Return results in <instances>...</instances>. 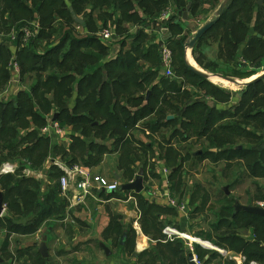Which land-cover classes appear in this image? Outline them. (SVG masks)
Returning <instances> with one entry per match:
<instances>
[{"label": "rangeland", "instance_id": "obj_1", "mask_svg": "<svg viewBox=\"0 0 264 264\" xmlns=\"http://www.w3.org/2000/svg\"><path fill=\"white\" fill-rule=\"evenodd\" d=\"M64 1H66V4L68 6H70L71 0ZM180 1L182 4L181 8L176 5L175 0H169V4L165 7L162 13L159 14V17L155 16L153 18L154 20H158L156 23L160 28H167L166 31L162 32V34L159 35V38L160 36H162V40H159L166 41L173 53V75L171 77H161V74H163L161 54L160 52L155 53V51L153 50L152 60L150 61L152 63H150L151 67L153 68L151 71H156L157 77H154L152 80H150L152 82H149V85L154 82L160 83L162 82V80L165 81L166 79H169L168 81L176 80L179 85L183 84L179 93H166L160 96V100L169 97L176 98L177 102H175V105H178V107H184L186 104L193 103V101L204 100L205 95L208 92H211L214 89L213 87L217 88L213 90L219 109V113H217L215 118L222 116L223 120L217 121L214 125L212 124V131L217 132V134L213 135V137L217 138L219 147H211V142L214 140L212 138V134L211 136H207L206 138L192 137L191 144H189L188 142L183 143L181 147L177 146L178 142H180V140L178 139L171 142L172 147L166 144H161V147L155 145L152 151H145L143 148L138 147V149L142 153V155L140 156V160L133 164L132 172L126 175L124 170H121L119 167L120 152L115 151L112 148H108V146L112 147L111 141L109 143L106 142L108 143V146L104 149L105 153L100 155L97 153L96 148H87L86 146H82V144H77L76 142H74V137H78L85 144H89L90 141L88 140H92L93 138H95L94 132L92 131H89L87 134H85V136H83V134L80 133L81 131H79L77 128L73 129L72 126L68 125L66 128H62L60 126L63 132L62 136L56 135V133L51 129H49L47 133H44V129L51 126L53 115L54 113H56V107L53 106V108L48 112L44 111L43 107H41L40 105L34 103L35 98L33 102L27 101L30 104V110H35L39 114L45 115L47 120V123L43 127L38 128L36 126L37 128L35 135L29 138V144L40 140L45 141L44 144H46V146L49 143V148L47 150H40L47 157L46 160L41 164L42 166H37L38 171L44 174L45 181L43 182L42 187L44 186L46 181H54L52 178L48 177V171L46 170V167L48 165V160L55 157L54 149L56 147L57 149H59L58 147H62L63 150H66H58L55 154L56 157H59L57 159L64 164L68 163V161L74 160L77 163L76 165H81V162L87 161V159L91 160L93 157H98L99 161L94 164L93 168L89 169H91L92 172L105 176L110 181H115L122 184L129 183L126 182V180L127 176L130 175L131 179L135 174V177L133 179L135 180L136 176L139 173V167L143 166L145 163L146 165L143 175L144 191L142 192V194H137L134 191L117 194L104 193L103 195L97 196L96 199L90 200L88 207L86 208V212L90 213L89 217L93 218L94 224L91 225H89L88 222H86L87 225L83 223H78L77 225L76 222L72 223V216L68 220L67 216L70 202L66 201L67 209L65 218L59 219L58 221L64 222L67 219V223L61 224L62 227L61 225L53 226L55 230L60 233H53L51 235L52 238H49V257L47 259H44L37 252L39 241L35 243L31 238H21L20 240H22L23 242L17 240L18 246L22 247L25 245H29V248L27 247L17 249L19 250L18 252L20 254V258L24 259L16 261L15 264H139V262L134 260L132 257L134 254L139 255L137 245L139 244L138 234L140 233V229L150 241V247L148 249L149 251L153 250V248L157 244V242L153 241L150 236L146 235L147 232L145 231L144 227H142L145 216L144 210L147 207V205L145 204L156 202L153 200H158L161 203L158 204L159 207L163 208L159 210V212H157L159 213L160 217V221L157 222V224L158 227L162 230V236L160 237L159 241H162L161 244L171 243L173 244V246L175 245L177 249L179 248L178 243L181 242L182 246L179 248L183 251V253L179 255L181 259H184V257L187 258L188 255L186 252L187 248L185 246L186 242L176 237L172 239L168 238L163 234V230L165 227H172L180 232L193 235L197 234V232L199 231H205L206 233L212 231L213 236L216 237V239L218 237V239L215 240V242L210 243L219 250L221 249L227 253L231 252V254L228 253V257L223 262L220 259L221 254L215 252L214 250L203 248L195 250L194 248L196 256L198 257V260L201 264H203L204 262L199 258V255L203 256L204 259L207 258V256H209V258H211L212 256V260L215 263L232 264L231 257H235V254H239L240 248H232L230 245L224 244L225 237L230 233L239 234V236L244 237L246 241L253 242V236L255 239L264 241V235L261 236L260 234L255 233V224H253V227L248 230V224H246V222H242L241 224V222L236 221L234 223L233 217L224 212L225 205L222 203V201H224V197H228L234 205L235 201L237 200L243 205L264 206V177L253 176V173L261 174V171L259 169L260 165H264V159H260L261 163L259 164V166H253L257 158H259L258 154L245 156V153H233L237 149H247L248 151H254L258 153L261 149L264 148V79L259 86H257L255 89H251L248 92L249 94L246 96V98H243V90H241L242 87L236 86L235 84L226 81H224L222 84L221 81L215 79L219 77H212L215 75H222L225 77L233 78L238 82H242L243 80H246L245 78L254 75L260 77L264 75V58L258 61V63H252L250 61L243 60L244 57L242 55V52L238 48L226 47L224 42L225 38L222 37V34L220 32L215 31H210L209 33L204 35L196 43L194 48H188L186 45L193 39L197 31L206 23L216 18V12L225 0H191L192 6L190 9H188L190 0ZM246 1L249 2V6L255 12V18L248 24V30L246 32H241L240 35L245 40L248 39L253 41L257 37H261L259 35L260 33L255 31L256 29L254 28L256 25V13L258 9L256 10L253 7L254 5L256 6L258 4L259 0ZM236 5L237 8H241V2ZM257 6L262 7L264 6V3L262 6ZM250 7L248 8L250 9ZM204 9L207 11V13L203 12ZM244 9L247 10V8ZM169 11H171L169 19L161 21L164 13H167ZM118 15L120 17V27L127 31L126 34H123L122 32L119 33L117 31L116 24H114V21H112L113 19L108 23H105L101 19H95L94 21H92V25L94 23H97V26L100 27L99 32L100 30L104 29L114 30L115 36H117L116 41L123 39L124 36L129 34V29L133 28L135 25H145L142 21H139L137 23H129L123 16H120L122 14ZM144 17L145 19H148L147 16L144 15ZM35 20L37 19L34 18L33 21ZM58 21L59 23H55L54 25L56 28L54 36H52L51 38H49V36H46L48 35V30H46V35L44 34L39 42L41 45L40 47L43 48L39 49L38 52L44 53V50L46 51L48 47L51 46V44H60V41L67 29L73 30L75 32V37H84L85 35L89 34L87 30L81 27L71 26L65 20ZM171 23L178 24L180 28H183V31H175L177 28L174 26L170 27L169 25ZM18 25L19 24L17 23L16 26H13V29L8 32L4 29H0V53L4 56L3 60L0 62V100L3 99L4 96H6V98H4L2 102H7L14 99V96L16 95H14V93L19 89L21 90V92H18V95L20 93L21 94L17 96L18 98L26 100L27 96L31 98L35 97V92L32 91V87L38 82L43 85L44 81H46V78L49 76V74H51L50 71L41 72L38 70H33V66L35 65L33 62L28 63L25 61V59H21L22 63H24V67H21V65L17 61L19 65L20 78L18 79L17 83L11 81L14 73L11 68L12 62H10V56L5 53V45L7 44L6 47L10 45L8 42L10 41V35L12 34V30L18 28ZM95 32L96 31L92 30L93 34L98 35V33ZM113 47L114 45L110 49H112ZM156 48L158 49L157 44ZM69 49L70 46L67 42V45L64 47L63 51L61 49L60 53H64ZM181 51H183V54ZM120 54L125 55V50L123 49ZM186 54L189 64L193 65V67L196 66L197 70H200L201 72L211 76V82H215L217 84H212L211 82H209V80L206 79L207 81H205V84H203L205 86L199 89L200 83L194 80L190 76V74L186 72L184 65L181 63L182 57L186 62ZM246 56L252 57L253 55L250 56V54H246ZM106 59L112 60L110 56ZM190 60L195 62V64L193 62L190 63ZM139 61H141V58H139L138 60V65L142 66V73H148L149 68H145V65L149 64V62L142 60L140 64ZM5 68L10 69V76L9 74L7 75V73H4ZM118 74L119 72H116L113 77L117 78ZM131 79L132 78H130V80ZM219 79L221 80V78ZM254 79L256 78H252V80ZM14 83L17 90L13 91L12 96H7V89L11 84ZM162 84L163 85L161 86L160 84V86L161 90L163 91L164 89H166V86L165 83ZM39 92L47 93L48 90L43 88L42 90L39 89L37 91V93ZM235 96H240L239 100L236 99L239 101V104L240 100H245L246 102H248V105L246 107L245 105L243 106V114L241 112L236 115V107L235 105H233L234 103L231 104V98ZM74 97L75 95H73V97L70 99L71 103L69 105L71 108H73L75 105ZM51 99H53V97H51ZM51 105H55V103ZM208 105L211 106V102ZM161 107L162 104L159 103V108ZM197 113L206 112L205 110H202L200 112L198 111ZM248 113H252L251 120L250 118L248 120L245 118ZM173 115L171 113L170 116L173 117ZM197 115H195V119ZM182 116L183 115L179 116V118L181 119ZM151 118L152 117H149L143 123H146ZM187 118H190V116ZM199 119L201 118H198V120ZM31 123H33L32 120H30L29 126ZM141 125L142 123L140 124V126ZM238 126H241L240 130L236 129ZM31 127H34V124H31ZM229 129H232L233 131L227 132ZM18 130L20 141V137H24L27 134L28 130L20 128ZM167 132L168 131L163 130L161 131V133H158L156 135L154 134L153 137L151 135L147 137L142 136L140 135V132H136L135 135L138 138L143 139V141L148 142L151 141L150 139L152 138L155 143H161L162 137H167ZM53 138L57 139L59 142L55 141ZM47 141L49 142L47 143ZM53 143H55L54 148H52ZM23 144H21V146L19 147V151L22 150L21 148ZM73 144L77 145L76 149L74 150L71 149ZM0 149H2V147H0ZM224 150H226V153L229 154H224ZM230 150H232L233 152L231 153ZM198 152H202V155L195 157V154ZM8 154V152H3L2 156L7 157L10 155ZM166 154H168V157L166 156ZM12 155L14 156V158H16L14 153ZM11 159L12 157L3 160V164H20V160L10 161ZM163 167L168 169L170 174L169 190L166 189L165 186H163L161 181V174L159 172ZM117 175H121L120 180L117 179ZM17 176L24 177V175L22 174ZM42 190V194H45L48 189L46 187L44 191ZM164 190L170 192L171 197L178 202V206H184L187 211V217L180 212H172L170 211L169 207L167 208L166 206H164ZM226 191L229 192L228 195L226 194ZM24 222L26 223V221ZM46 223L47 222H45V224ZM104 223L106 224L105 226ZM218 224L223 228L219 233L213 231L212 229L213 225L217 226ZM235 224H241V227H238ZM67 225L81 226V232L84 235H86V233L89 231L91 232L90 234L95 237L94 239H99V241L97 243L94 242V244L92 245L86 246H84L83 244L73 245V234H71V229L69 228L70 226ZM229 225H233V228L228 231ZM101 227L103 229L101 230L102 233L98 234L96 229ZM7 228L8 226L6 224L1 223L0 240L2 237L4 238L5 233H7ZM246 230H248L249 233H245ZM123 231L130 234V239H128L129 237L127 235L126 243L121 247L119 243L121 241L122 235L124 234H122ZM45 233H47V231H45ZM7 235L9 234L7 233ZM58 238H61V241H58ZM101 245H105L111 251L110 256H106ZM1 256L4 259L7 258V255L3 254ZM246 258L247 257L245 256V260ZM148 259L149 258L144 257L141 262L147 261ZM155 260L157 261L158 259ZM155 260L151 259V262H155L156 264ZM245 263L249 264V261L246 260ZM166 264H168V262ZM177 264H186V262H178Z\"/></svg>", "mask_w": 264, "mask_h": 264}, {"label": "trees", "instance_id": "obj_2", "mask_svg": "<svg viewBox=\"0 0 264 264\" xmlns=\"http://www.w3.org/2000/svg\"><path fill=\"white\" fill-rule=\"evenodd\" d=\"M239 2H241V8H237L236 4ZM175 3L181 8L180 0H175ZM168 4L169 0H71L70 6H68L64 0H0V29H4L7 32L11 31L17 23L19 25L16 29L20 30L24 26L29 25L38 16L41 31L30 43L20 47L17 52V61L21 67H24L21 59H25L26 62L35 64L33 70L50 71L51 73L43 85L38 82L32 87L35 97L27 96L26 100L17 97L12 102H0V147H2L0 149V167L4 162L3 160L12 157L10 161L24 159L31 163L32 168L37 169V166L41 165L47 158L40 150H47L49 141H47V146L44 144L45 141L40 139V141L29 144V138L35 135L36 128H41L47 123L45 115L29 109L30 104L28 102H33L34 98V103L43 107L44 111L49 112L53 106L57 108H55L56 113L54 115L58 114L56 122L62 128H66L68 125L72 126L73 129L77 128L81 131L80 133L83 136L89 131L94 132L95 138L88 140L90 141L89 144H85L80 138L74 137V142L77 144H82V146L87 148H96L97 153L101 155L105 153L104 149L111 141L112 147L108 146V148L120 152L119 167L124 170L126 175L132 172L133 164L140 160L142 153L138 147L143 148L145 151H152L155 145L159 147H161V144L171 146V142L176 139L180 140L177 146L181 147L183 143L188 142L191 144L192 137L206 138L211 136V134L214 139L211 142V147H219L217 138L213 137L217 132L212 131V124L214 125L217 121L223 120L222 116L215 118L217 113H219V109L213 90L217 88L213 87L214 89L205 95L204 100L193 101V103L186 104L184 107L175 105L177 101L174 97L160 100V96L166 93H179L183 84L179 85L176 80L168 81L169 79H166L165 81L162 80L158 85L155 82L149 85V82H152L150 80L157 77V72L142 73V69L138 65L139 57L136 53L140 52L141 45L146 39L143 33L136 35V42L129 53L120 54L114 60L106 59L109 57L111 49L102 42L98 35L92 33V30L99 33L100 29L97 23L92 25V21L101 19L108 23L113 19L112 21L116 24L117 31L126 34L127 31L120 27L118 14H122L120 16H123L129 23L142 21L140 14L147 16L154 23L155 20L153 18L155 16L159 17V14L162 13ZM257 5L253 7L256 10L258 9L254 28L256 29L255 31L260 33L261 37L251 41L243 39L240 35L241 32L248 30V24L255 18V12L246 0H234L229 10L211 30L220 32L222 37L225 38L226 47L238 48L242 52L243 60L252 63H258L264 58V6L258 7ZM244 8H247V10ZM72 12L83 20L82 25L76 23ZM203 12L207 13L205 9ZM58 20H65L71 26L81 27L87 30L89 34L83 38L75 37V32L67 29L60 44H51L46 51L44 50V53L38 52L39 49L43 48L40 47L39 42L44 34L46 35V30H48V35L46 36H49V38L55 35L56 28L54 25L59 23ZM169 26L176 27L175 31H183V28H180L176 23H171ZM127 36L128 34L124 37L127 38ZM8 42L10 44L11 41ZM21 42L22 37L19 36V39L14 44L20 46ZM67 42L70 49L60 53L61 49L63 51L67 45ZM6 46L7 44L5 45V53L11 59L12 53L9 50V45L8 47ZM154 51L159 53L157 48ZM181 52L183 54V51ZM152 54L151 50L147 51L145 56L148 62L152 60ZM246 54L253 56L247 57ZM3 57V55L0 56V62ZM181 63L184 65L186 72L200 83L199 89L205 86L203 84L207 80L195 74L187 66L183 57ZM116 72H119V74L117 78H114L113 75ZM4 73L8 75L9 69L5 68ZM130 78L132 79L130 80ZM262 82L263 79H260L250 84L242 94V97L246 98L249 94L248 92L251 89H255ZM162 83H165L166 86L163 91L161 90ZM43 88L47 89L48 92L37 93L39 89L42 90ZM75 93L78 94L76 105L71 108L69 105L71 103L70 99ZM148 93H151L149 98L147 97ZM208 99L212 101L211 106L207 104ZM54 103L55 105H51ZM159 103L162 104L161 108H159ZM244 105L246 107L248 102L240 100V104L235 106L236 115L241 112L243 114ZM202 110H205L206 113H197ZM171 113L172 115L174 114V119L169 120L168 117ZM178 115L183 116L180 119ZM195 115H197L196 119L194 118ZM189 116L190 118H187ZM251 116L252 113H248L245 118L247 120L250 118L251 120ZM149 117L152 118L143 123ZM198 118L201 119L198 120ZM30 120L33 121L31 124H34V127H31V124L29 126ZM141 123L143 124L142 126H140ZM138 126L141 127V130ZM240 127L238 126L236 129L240 130ZM19 128L28 130L24 137H20V141ZM163 130L168 132L166 133L167 137H162L161 143H155L152 138L150 139L151 141H143V139L135 135L136 132H140L142 136L151 135L153 137L154 134L161 133ZM231 131L233 130L229 129L227 132ZM96 141H101L102 143L99 144ZM21 144H23L22 150L19 151ZM76 147L77 145L73 144L71 149L74 150ZM58 148L54 149V158H59L55 155L58 150L66 151L62 147ZM3 152H8L10 155L8 154L9 156L4 157L2 156ZM223 152L224 154H229L226 153V150ZM230 152L232 153L233 151L230 150ZM13 153L16 158L12 155ZM233 153H245V156L258 154L259 158H257L253 166H259L261 163L260 159H264V148L258 153L247 149H237ZM166 156L168 157V154ZM98 161V157H93L91 160L87 159V161L81 162V165L93 168ZM66 164L74 166L77 163L72 160ZM145 165L146 163L139 167L138 170L141 168L145 170ZM259 170L261 174L253 173L254 177H264V165H260ZM63 174L58 167H51L48 177L54 181L46 184L48 190L45 194L41 192L43 183L40 181L25 177L21 178L17 175L0 176V193L3 194L4 203H6L8 211L6 217L0 218V225L1 223L6 224L8 226L6 231L9 234L31 235L37 232L45 222L64 219L67 208L66 199L62 196L60 184V178ZM130 177L131 175L127 176L126 182L133 181L135 174L133 178L130 179ZM123 192L120 189L117 193ZM100 195H103V193ZM222 203L225 205L226 211L224 210V212L233 217L234 223L236 221L241 222V224L246 222L248 230L255 224V233L261 236L264 235V218L246 212H239L235 215L234 204L228 197H224ZM145 205L148 208L146 207L144 210L145 216L142 227L147 232H145L146 235L150 236L157 244L153 250H146L139 255L134 254L132 258L138 261L139 264H155V262H151V259H158L157 261L155 260L156 264H166L167 262L168 264H177L184 261L188 264L186 257L184 259L179 257L183 253L179 249L182 246L181 242L178 243L179 248L177 249L171 243L161 244L162 241H159L162 236V230L157 224L160 221L159 213L157 212L163 208L156 204L146 203ZM20 220L26 221V224H18ZM241 224L235 225L241 227ZM232 228L233 225H229L228 231ZM212 229L219 233L223 228L218 224L217 226L213 225ZM248 230L245 233H249ZM123 233L125 234L126 232L123 231ZM126 234L129 237L128 239H130V234L128 232ZM199 236L211 242H215L218 239V237L217 239L213 237L212 232H200ZM224 244L230 245L232 248L239 247V253L246 256L248 261L264 264V241L255 239L254 236L253 242H251L246 241L239 234L230 233L225 237ZM194 247L196 248V246ZM144 257L149 259L141 262ZM199 258L205 264L212 261V256L208 260L201 255H199Z\"/></svg>", "mask_w": 264, "mask_h": 264}, {"label": "crops", "instance_id": "obj_3", "mask_svg": "<svg viewBox=\"0 0 264 264\" xmlns=\"http://www.w3.org/2000/svg\"><path fill=\"white\" fill-rule=\"evenodd\" d=\"M141 17H142V22L145 24V25H133L132 27L133 28H131V29H129V34H128V36H127V38L126 37H124L123 39H120V40H118V41H116L115 42V44H114V47L110 50V54H109V56L111 57V59L112 60H114L121 52H122V50L124 49L125 50V53H129L130 51H131V49H133V45H134V43L136 42V35H139L140 33H143V35L144 36H146V39H145V41H144V43L141 45L142 47H141V49H140V52H138V53H136L137 54V56H139V58H141V61L142 60H145V61H147V59H146V53H147V51L148 50H151V51H153V50H155L156 49V44H157V46H158V49H159V51L158 52H160V54L162 55V47H163V41H161L162 40V36H160V38H159V35H161L162 34V32H164V31H166L167 30V28H165V27H162L161 28V31H160V34H151L149 31L151 30V29H156V27H157V21L158 20H155V22L154 23H152V21H150L149 19H145V17L141 14ZM78 18V17H77ZM35 19H39L38 18V16H36L35 17ZM80 19V18H79ZM82 20V19H81ZM83 21V20H82ZM160 28V27H159ZM18 31H20L19 29L17 30V29H15V30H12V32H18ZM88 35V34H87ZM87 35H85L84 37H87ZM81 38H83V37H81ZM119 38V37H118ZM159 39H161V40H159ZM166 42V41H165ZM166 44H167V42H166ZM24 46V44H23V42H21V45L20 46H17L16 45V47H17V49L14 51H12V50H10L11 51V53H12V56H11V59H10V62H13V60H15V61H17V52H18V50L20 49V47H23ZM109 48H111L112 46H108ZM120 48V49H119ZM141 56V57H140ZM162 58V57H161ZM141 61H139V63L141 64ZM162 61V60H161ZM191 62H193L192 60H190V63ZM194 64H195V62H193ZM193 66V65H192ZM140 67H142L141 65H140ZM145 68H149V71H151L153 68L151 67V64H150V62H149V64H147V65H145ZM195 68H196V66H195ZM9 71H10V69H9ZM161 77H164V71H163V74H161ZM212 78V77H211ZM252 78H258L256 75H254V76H250V77H247V78H245L246 80H243L242 82L241 81H239V83H240V85H236V86H239V87H242V89L241 90H243L242 91V94L247 90V86H245V85H247V84H249L250 82H252V81H254V80H256V79H254V80H252ZM215 79H218V81H221L222 82V84H223V82H224V80L223 79H219V78H215ZM226 81V80H225ZM209 82H211V80H209ZM212 83V82H211ZM214 84H217V83H215V82H213ZM212 83V84H213ZM155 84H159V83H155ZM245 88V89H244ZM14 90H17L16 88H14ZM23 90V89H22ZM7 91H8V89H7ZM18 92H21V90L19 89V90H17L15 93H14V99H12V100H9V101H7L6 103H8V102H12V101H14L15 99H16V97L18 96ZM7 93V92H6ZM75 95V99L77 98V93H75L74 94ZM7 96H10L8 93H7ZM4 98H6V96H4L3 97V99ZM235 98V99H234ZM239 98H240V96H235V97H232L231 98V104H233V105H235V106H238L239 105ZM3 99H1L0 100V102H2V100ZM74 99V102H75V105H76V100ZM236 99H238V100H236ZM212 103V101L210 100V99H208L207 100V104H209V103ZM74 105V106H75ZM170 117H172V116H170ZM168 119H169V117H168ZM173 119H174V116H173ZM56 122V121H55ZM143 125V124H142ZM141 125V126H142ZM55 141H57V142H59L57 139H55V138H53ZM54 141V142H55ZM97 143H102L101 141H96ZM56 143V142H55ZM55 143H53V145H52V148H54V146H55ZM60 145V144H59ZM196 157V156H195ZM58 159L57 158H50L49 160H48V165H47V167H46V170L49 172V170H50V168L53 166V164H52V162L53 161H57ZM8 164H10V163H8ZM5 164H3V165H1L2 167L4 166ZM10 165H12L13 167H14V172L12 173V174H9V175H20V174H22V175H24V177L25 178H27V179H34V180H36V181H40V182H44L45 180H44V174H42L40 171H38V169H34V168H32L31 167V163L30 162H28L27 160H20V164H18V163H11ZM1 167V168H2ZM54 167V166H53ZM1 168H0V170H1ZM142 169V168H141ZM140 169V170H141ZM139 170V171H140ZM44 173V172H43ZM2 174L0 173V176H1ZM120 177L121 178V175H117V177ZM23 176H21V178H22ZM161 177V181H162V184H163V186H164V184H165V182L163 181V177L162 176H160ZM134 181V180H133ZM132 182V181H131ZM49 183H51V181L49 180V181H46L45 182V184H44V186H43V190L42 191H44L45 190V188L47 187L46 186V184H49ZM124 184V183H123ZM126 184V183H125ZM121 185H122V183H121ZM121 189V188H120ZM62 191V190H61ZM142 194V193H141ZM74 195V192H71V193H69L68 195H64L63 194V192H62V196H63V198L64 199H66V201H68V202H70V207H69V209H68V216H67V219L69 220L70 219V217L72 216L73 217V222L72 223H77V225H78V223H83V224H85V225H87V223L86 222H88L89 223V225H91V224H94V222H93V218H91V217H89L90 216V213H87L86 212V208L88 207V204H89V201L90 200H94V199H96V198H88V199H86V201L84 202V203H82V204H78V203H75L74 202V200H73V196ZM153 201H156V202H154V203H151V204H156V205H158V204H161L158 200H153ZM4 206L6 207V210L4 211V213H3V217H6L7 216V214H8V211H7V205L4 203ZM164 206H166L167 208L169 207L170 208V210L171 211H176V212H180V213H182V214H184L186 217H187V211H186V209H185V211H181V210H178L177 208H175V207H172V206H170L169 204H168V202H167V200L165 199L164 200ZM69 217V218H68ZM67 219L64 221V222H62V221H58V220H50V221H48L47 223H49V224H45V225H43L37 232H35L34 234H32V235H17V234H9V232L7 231V233L9 234V235H7V233H5V236H4V238L2 237L1 238V240H0V264H15L16 263V261H18V260H22V259H24V258H20V254H19V250H17V249H21V248H29V245H25V246H22V247H20V246H18V244H17V240H20L21 238H23V239H25L26 237L27 238H31L32 239V241H34L35 243L36 242H38V250H37V252L39 253V250H40V246H41V244L44 242V239H46V245H47V248L49 249L50 247H49V238L51 237L52 238V234L53 233H57V234H59L56 230H55V228L53 227V226H55V225H58V226H60L61 224H64V223H67ZM18 224H26L24 221H19L18 222ZM48 225V226H47ZM77 225H72V226H70V225H67V226H70L69 228L71 229V234H73V240H72V242H74V244L73 245H78V244H83L84 246H86V245H92V244H94V242L95 243H97L98 241H99V239L97 240H95L94 238V236L93 235H91L90 233L91 232H87L86 233V235H84L82 232H81V230H82V228H81V226H77ZM106 224L104 223V226H105ZM61 227H62V225H61ZM101 230H103L102 229V227L101 228H98V229H96V231L98 232V234H101L102 233V231ZM45 231H47V233H45ZM204 233L205 231H199V232H197V234H195V235H193V234H188V233H186V234H188V235H190V236H192V237H196V238H200V236H199V233ZM212 232V231H211ZM207 233H210V232H207ZM49 234H50V236H49ZM126 234V233H125ZM138 236H139V244L137 245V250L139 251V253L138 254H141V253H143V252H145L146 250H148L149 249V247H150V241H149V239L145 236V234H143V231H141V229H140V233L138 234ZM214 237V236H213ZM215 238V237H214ZM201 239H204V238H201ZM183 240V239H182ZM205 240V239H204ZM21 242H23L22 240H20ZM58 241H61V238L59 239L58 238ZM207 241V240H206ZM184 242H186L185 243V246H186V248H187V259H188V257H189V254H192L193 253V255L197 258V264H201L200 263V261L198 260V257L196 256V252H195V250H198L199 248H203V249H210V250H214V249H211V248H208V247H203V246H201V245H198V244H193V246H192V248H195L194 246H196V248H195V250L194 251H192V249H191V246L189 245V242L188 241H186V240H184ZM209 242H211V241H209ZM204 245H208V244H204ZM105 246V245H104ZM121 246V245H120ZM18 247V248H17ZM106 247V246H105ZM122 247V246H121ZM263 247H264V245H263ZM104 250V249H103ZM215 252H218V251H216V250H214ZM220 251L221 252H218L219 254H221V260L224 262V260H226V258L228 257V253H230L231 254V252H225V251H223V250H221L220 249ZM105 252V251H104ZM111 252V251H110ZM191 252V253H190ZM7 255V258L6 259H4L1 255ZM106 254V253H105ZM107 256V255H106ZM42 257V256H41ZM20 258V259H19ZM43 258V257H42ZM232 259H231V261H232V264H247V263H245V261L247 260V258H246V260L244 261V259H245V256L243 255V254H241V253H239V254H235V257H231ZM206 260H208V259H210L209 258V256H207V258H205ZM211 260H212V258H211ZM220 261V260H219ZM221 262V261H220ZM251 262H256V261H249V264L251 263ZM188 264H189V260H188ZM203 264H205V263H203ZM206 264H225V263H215V262H213V260L212 261H210V262H208V263H206ZM258 264H260V263H258Z\"/></svg>", "mask_w": 264, "mask_h": 264}, {"label": "built area", "instance_id": "obj_4", "mask_svg": "<svg viewBox=\"0 0 264 264\" xmlns=\"http://www.w3.org/2000/svg\"><path fill=\"white\" fill-rule=\"evenodd\" d=\"M171 15V11L164 13L163 18L161 21L169 19ZM41 31V25L39 20L32 21L29 25L24 26L20 29L18 32H12L10 35V50H16L17 47L14 44L19 39V36L22 37V42L24 45L30 43L33 39H35ZM161 28L157 25L156 29H151L149 32L151 34H160ZM20 34V35H19ZM98 37L104 42L107 46H113L117 40V36H115V32L112 29H104L101 30L98 33ZM162 67L164 71V76L171 77L173 75L172 72V65H173V53L171 49L169 48L168 44H166L165 41H163V47H162ZM12 71L14 73L13 78H11V81L17 83L18 79L20 78V72H19V65L18 62L13 60L11 64ZM11 83V82H10ZM15 83L11 84L8 88L7 93L12 96ZM6 93V95H7ZM49 129L53 130L56 135L62 136L63 132L62 129L57 122H51L50 127H46L44 129V133H47ZM54 167H58L64 174L60 178V184H61V190L64 195H68L71 192H74L73 200L75 203L82 204L86 201L88 198H97L100 194H114L117 193L121 188V183L110 181L105 176H102L101 174H97L95 172H92L91 169L84 167L83 165H74L69 166L67 164L61 163L60 160L53 161L52 162ZM14 167L10 164H5L1 170L0 173L1 176L9 175L14 172ZM161 176L163 177V181L165 182L164 186L166 189L169 190L170 183H169V171L165 167L161 169L159 172ZM164 194V199L167 200L168 204L172 207L177 208L178 210H181L182 212L185 210L184 206H178V202L175 201L171 195L170 192H167L166 190ZM6 210V207H5ZM163 234L166 235L168 238L172 239L174 237L180 238L183 240H186L189 242V245L191 246L192 251L194 248H192L193 244H198L201 246H212V244L209 241H205L201 238L192 237L190 235H187L186 233L180 232L175 228L172 227H165L163 230ZM209 245H204V244ZM210 246V247H211ZM195 257V256H194ZM195 261L197 262V258L195 257ZM245 261V259H244ZM198 263V262H197ZM250 264H258L257 262H251Z\"/></svg>", "mask_w": 264, "mask_h": 264}, {"label": "water", "instance_id": "obj_5", "mask_svg": "<svg viewBox=\"0 0 264 264\" xmlns=\"http://www.w3.org/2000/svg\"><path fill=\"white\" fill-rule=\"evenodd\" d=\"M234 0H225L219 7V9L216 12V18L212 21H209L208 23H206L202 28H200L197 33L195 34V36L193 37V39L186 45L188 48H194L196 43L204 36L206 35L208 32H210L216 25L217 23L221 20V18L224 16V14L229 10V8L231 7L232 3ZM264 3V0H259L258 1V5L262 6ZM192 6V1L190 0L189 2V6L188 9H190ZM73 18L76 21L77 24L82 25L83 21L79 18H77V16L72 12ZM186 64L187 66L197 75L207 79V80H211V76L201 72L200 70H197L196 68H194L191 64H189L188 60H187V54H186ZM212 77H219L223 80H226L230 83H233L235 85H240V83L230 77H225L222 75H215ZM260 79H264V75L258 77L256 80L250 82L249 84L245 85V86H249L250 84L256 82L257 80ZM150 93H148L147 97L149 98ZM58 114H55L53 117V121L55 122L57 120ZM173 117H169V120H172ZM197 155H202V152H198L195 154ZM143 175H144V170L141 169L138 173V175L136 176L135 180L126 184H122L121 185V190L124 192H129V191H134L137 194H141L144 191V180H143ZM118 180H120V177H117ZM226 194L228 195L229 192L226 191ZM235 215L238 214L239 212H246L249 214H253V215H258L261 216L262 218H264V206H249V205H243L241 204L239 201H235ZM5 211V206H4V197L3 194L0 193V218L3 217V213ZM126 239H127V234H124L121 238L120 241V245L124 246L126 243ZM101 247L104 249L105 253L107 256L111 255L110 250L105 247L104 245H101ZM39 254L44 258L47 259L49 257V252H48V248L46 245V239H44V242L41 244L40 246V250H39ZM189 260V264H197V262L195 261V257L193 254H189L188 257Z\"/></svg>", "mask_w": 264, "mask_h": 264}, {"label": "bare ground", "instance_id": "obj_6", "mask_svg": "<svg viewBox=\"0 0 264 264\" xmlns=\"http://www.w3.org/2000/svg\"><path fill=\"white\" fill-rule=\"evenodd\" d=\"M195 68V67H194ZM225 81V80H224ZM226 82H228V81H226ZM230 83V82H229ZM188 235V234H187ZM194 238V237H193ZM195 239V238H194ZM207 244V243H206ZM209 245V244H208ZM211 246V245H210ZM210 246H207L208 248H211V249H214V250H216V251H218V252H221L219 249H217V248H215L213 245L210 247Z\"/></svg>", "mask_w": 264, "mask_h": 264}]
</instances>
